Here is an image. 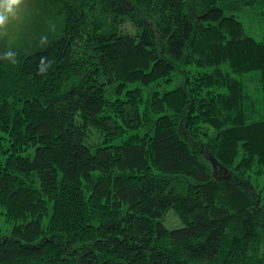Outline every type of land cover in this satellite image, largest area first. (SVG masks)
Wrapping results in <instances>:
<instances>
[{"label":"trees","instance_id":"16d2710c","mask_svg":"<svg viewBox=\"0 0 264 264\" xmlns=\"http://www.w3.org/2000/svg\"><path fill=\"white\" fill-rule=\"evenodd\" d=\"M32 1L0 36V264H264V0Z\"/></svg>","mask_w":264,"mask_h":264},{"label":"rangeland","instance_id":"374dc122","mask_svg":"<svg viewBox=\"0 0 264 264\" xmlns=\"http://www.w3.org/2000/svg\"><path fill=\"white\" fill-rule=\"evenodd\" d=\"M260 8H255V11ZM37 3L34 4L32 0H21V3L16 5L11 13L5 11L4 6L0 5V16L5 17L3 22H0V36L6 37L10 43L17 38H22L25 33L31 32V28L36 20ZM239 13V11H237ZM244 13V12H242ZM241 14V13H240ZM39 17V15H37ZM241 18V17H240ZM242 20V18H241ZM38 20V26L44 24ZM243 21V20H242ZM245 22V21H244ZM246 28L248 33L256 39H261L264 34V28L259 26L250 29L249 22H246ZM23 39V38H22ZM176 83H174V86ZM162 91H165L163 88ZM260 182L264 185V176L260 177ZM1 224L5 229H11L4 218L0 217Z\"/></svg>","mask_w":264,"mask_h":264},{"label":"clouds","instance_id":"9594fccd","mask_svg":"<svg viewBox=\"0 0 264 264\" xmlns=\"http://www.w3.org/2000/svg\"><path fill=\"white\" fill-rule=\"evenodd\" d=\"M21 3V0H0V5L4 6L6 12L11 13L14 7ZM5 17L0 16V22H3Z\"/></svg>","mask_w":264,"mask_h":264}]
</instances>
